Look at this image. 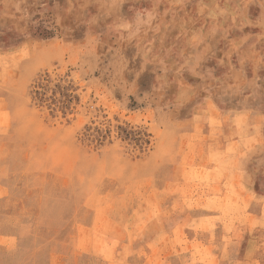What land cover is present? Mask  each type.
<instances>
[{"label": "crops", "instance_id": "1", "mask_svg": "<svg viewBox=\"0 0 264 264\" xmlns=\"http://www.w3.org/2000/svg\"><path fill=\"white\" fill-rule=\"evenodd\" d=\"M232 1L70 0L69 13L117 14L122 53L149 63L160 99L150 180L124 193L122 213L102 216L100 240L92 228L84 248H54L46 264H264V48L238 33L243 0ZM49 3L0 0V139L29 45L59 43L29 37ZM10 236L0 235L5 249Z\"/></svg>", "mask_w": 264, "mask_h": 264}, {"label": "rangeland", "instance_id": "2", "mask_svg": "<svg viewBox=\"0 0 264 264\" xmlns=\"http://www.w3.org/2000/svg\"><path fill=\"white\" fill-rule=\"evenodd\" d=\"M47 1L29 37L59 43L29 45L14 123L0 139V235H11L10 249L0 237V264H46L54 248H84L92 228L100 240L102 216L121 212L124 193L151 175L155 71L133 60L132 49L122 53L126 29L117 14L69 13L70 0ZM241 4L232 14L238 33L246 28L264 48V0ZM7 38L19 40L14 32Z\"/></svg>", "mask_w": 264, "mask_h": 264}]
</instances>
